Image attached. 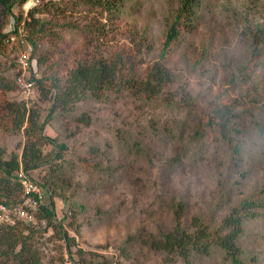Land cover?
Returning a JSON list of instances; mask_svg holds the SVG:
<instances>
[{
	"label": "rangeland",
	"instance_id": "rangeland-1",
	"mask_svg": "<svg viewBox=\"0 0 264 264\" xmlns=\"http://www.w3.org/2000/svg\"><path fill=\"white\" fill-rule=\"evenodd\" d=\"M66 1L41 0L39 5L64 7ZM178 4L179 0H127L117 27L98 39L91 38L88 27L96 19L106 21V14L81 7V11L70 10L64 15L55 9L38 15L75 23L68 30L62 29L71 42L68 58L60 61L61 69L73 67L82 55L91 58L97 51L115 59L116 53L139 49L137 69L143 76L159 55L165 16ZM15 11L21 13V8L17 6ZM260 29L258 39L263 45L264 0H203L197 21L164 60L175 80L160 96L144 99L142 93L123 84L100 97L88 95L70 101L64 111L52 112L45 133L67 148L53 161L54 171L43 166L30 173L36 179L61 176L57 183L63 197L54 198L58 216L67 209L75 215L68 228L73 260L66 264H75L81 257L112 264H234L220 249L213 257L193 255L188 260H172L154 243L173 227V202L183 203L187 222L194 216L209 217L215 227L244 197L264 188V134L258 129V125L264 126V56H255L249 49ZM145 30L148 36L139 39ZM84 38L89 40L87 47ZM46 47L47 43L41 42L37 55ZM256 57L261 60L251 78L232 87V71ZM9 59L1 49L0 68L13 77L16 74L9 69ZM46 68L47 64H42L39 74ZM225 87L232 88L234 97L247 101L245 112L244 105L236 119L244 141L239 164L232 161L225 142L208 134L197 137L196 118L188 107L180 105L187 98L203 109ZM16 93L0 97L18 100ZM253 93L258 95V103L248 99ZM36 105L46 118L53 101ZM80 117L86 119L82 122ZM153 124L157 126L154 132ZM165 131L173 132V138H167ZM24 141L22 132L0 129V146L9 154L22 153ZM42 147L45 153L55 152L50 143ZM44 199L52 205L49 193ZM238 244L240 264H264V209L244 221ZM39 245L48 259L63 241L49 228ZM64 255L70 258L67 250Z\"/></svg>",
	"mask_w": 264,
	"mask_h": 264
},
{
	"label": "trees",
	"instance_id": "trees-1",
	"mask_svg": "<svg viewBox=\"0 0 264 264\" xmlns=\"http://www.w3.org/2000/svg\"><path fill=\"white\" fill-rule=\"evenodd\" d=\"M126 1L68 0L64 2V7L50 3L49 5L38 4L26 10L24 5L27 0H0V53L1 49H5L8 58H10L9 69L17 75L14 61L16 49L14 45L10 44L9 37L12 34H19L20 28H23L27 39L34 45L31 60L36 69L34 75L38 73L34 80L35 97L29 100L0 97V129L13 134L22 132L25 138L20 154L16 152L9 154L5 147L0 146V202L15 206L24 200L23 183L18 175L21 168L30 175V172L43 166L49 167L51 171L56 169L53 161L60 159L63 156V150L67 148L65 143L45 133V128L56 110L64 111L70 101H79L88 95L100 97L105 91L116 90L123 84L142 93L144 99L158 97L162 94L164 87L175 80V75L171 73L164 60L170 56L174 44L185 38L194 22L197 21L203 0H179L177 7L168 11L162 30L163 37L159 55L147 67L143 76H140L137 69L139 49L137 52L130 50L127 54L116 53L115 59H108L97 51L91 55V58L82 55L75 66L70 68L63 66L61 69L60 61L68 58L66 51L70 48L71 42L62 33V29L72 27L75 23L50 21L38 14L55 9L60 12V15H64L70 10L81 11V7L106 14V21L96 19L88 27L87 33L91 38L98 39L117 27ZM17 6L21 8V13H16L15 7ZM262 30L260 29L253 36L249 48L250 52L258 57L264 56V38L261 39L263 45H260L258 39ZM146 36H148V32L145 30L138 37L142 39ZM84 39V45L87 47L89 40ZM41 42H46L47 47L37 55ZM258 57H256L258 60L254 58L252 62H248L240 69L233 70L230 82L235 84L248 81L251 78L252 70L260 63L261 59ZM42 64H47V68L44 73L39 74ZM16 75L13 77L7 75L4 73V69L0 68V94L4 95L14 90H16V94H19ZM236 85H232V87ZM231 90L232 88L229 87L222 88L203 109L196 108V105L187 98L180 102V105L188 107L187 111L196 118V136L208 134L217 141L225 142L232 161L234 164H239L243 159L244 141L236 119L238 113L241 112L239 108L244 105L243 111L245 112L247 101L234 97ZM248 99L252 103L260 101L256 93H253ZM44 101H53L52 110L46 118H42L41 109L36 105L37 102ZM31 102L35 103L29 106L28 103ZM85 119L80 117L82 122ZM89 122L88 120L87 123ZM257 124L259 123L257 122ZM156 128L157 126L153 124L152 132ZM258 129L264 134V126L258 125ZM163 133L167 138L174 136L173 132L165 131ZM46 143H50L55 148L54 153L44 152L42 146ZM32 178L50 193L53 203L52 205H41L40 211L37 213L38 223L35 225L20 223L10 225L0 222V264H66L69 260H73L71 251L73 238L68 228L70 229L73 225L75 215L72 209H67L60 217L58 216L54 198L60 195L57 179H61V176L59 175L57 179L54 174L48 178H37L38 180L34 176ZM60 196L63 197V195ZM261 209H264V188L255 190L244 197L223 216L215 227H212L208 220L209 217L194 216L192 222H187L184 217L183 203L181 201L173 202V227L170 231L163 233L161 239L159 238L154 244L157 248L168 252L172 260L175 257L188 260L193 255L213 257L217 249H220L223 255L230 258L234 264H240L242 260L238 240L243 232L244 221L260 214ZM41 224H45V226L42 227ZM49 228H53L58 234L63 241V246L57 249L59 253L56 257H53L57 253V250L54 249L50 257L45 259L41 250L42 246L39 243ZM66 250L70 256L69 259H66L64 255ZM74 262L75 264H112L107 260L94 262L92 259L82 257L79 261Z\"/></svg>",
	"mask_w": 264,
	"mask_h": 264
},
{
	"label": "built area",
	"instance_id": "built-area-1",
	"mask_svg": "<svg viewBox=\"0 0 264 264\" xmlns=\"http://www.w3.org/2000/svg\"><path fill=\"white\" fill-rule=\"evenodd\" d=\"M41 0H27L24 7L26 10L40 4ZM11 45L15 46L14 61L16 63V80L19 87V97L23 100H29L36 96V88L34 75L36 69L33 66L32 56L34 52L33 43L27 39L25 31L20 28L19 34H12L9 37ZM23 183L24 200L15 205L9 206L4 202H0V222L15 224L34 225L38 223L37 213L40 211L42 204H47L44 199L47 190L38 183L24 169L18 172ZM50 194V193H49ZM49 205V204H48Z\"/></svg>",
	"mask_w": 264,
	"mask_h": 264
}]
</instances>
